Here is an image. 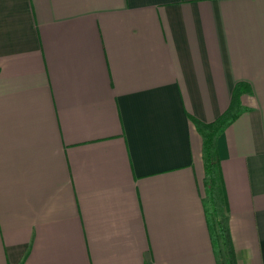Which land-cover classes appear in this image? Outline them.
<instances>
[{"label":"crops","instance_id":"1","mask_svg":"<svg viewBox=\"0 0 264 264\" xmlns=\"http://www.w3.org/2000/svg\"><path fill=\"white\" fill-rule=\"evenodd\" d=\"M234 96V264H264V0H0V264H224L193 120Z\"/></svg>","mask_w":264,"mask_h":264},{"label":"trees","instance_id":"2","mask_svg":"<svg viewBox=\"0 0 264 264\" xmlns=\"http://www.w3.org/2000/svg\"><path fill=\"white\" fill-rule=\"evenodd\" d=\"M242 111L244 109L239 107L236 96H234L229 109L214 123L206 125L193 120L203 142L204 211L218 258L221 259L223 256L224 264H234V255L228 229L226 199L220 178L217 142Z\"/></svg>","mask_w":264,"mask_h":264}]
</instances>
